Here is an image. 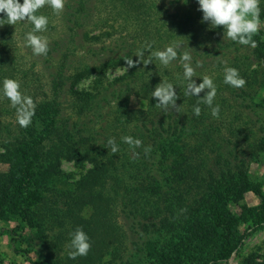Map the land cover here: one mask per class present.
Listing matches in <instances>:
<instances>
[{
    "label": "trees",
    "instance_id": "trees-1",
    "mask_svg": "<svg viewBox=\"0 0 264 264\" xmlns=\"http://www.w3.org/2000/svg\"><path fill=\"white\" fill-rule=\"evenodd\" d=\"M50 8L46 5L36 14L48 17ZM198 9L197 0H66L63 15L67 31L73 33L75 29H83L85 24L95 21L92 22L95 28L112 30L111 33H105L107 37L119 33L120 45L123 44L124 49L122 56L109 58L101 66H83L75 70L70 77L75 109L79 113L89 111L96 98L87 91L74 89L82 78L94 72L100 78L103 71L125 65V59L138 60L135 56L138 49L145 50L143 59L147 60L150 53L162 43L170 46L180 39L188 46L187 43L194 44L199 37L205 39L208 33L213 36L224 30L222 26L213 28L207 22H202L203 14ZM174 10H180V13H174ZM0 18H5L4 14L0 13ZM260 19L264 21V0H260ZM50 26L49 20L47 29ZM1 27L0 146L3 152L0 154V162L8 164L10 174L0 177V220L6 221L16 216L29 225L30 207L43 199V215H48L58 225V232H54L53 236L57 244H61V239L68 240L65 239V233L71 234L77 227H82L90 238L91 250L87 255L80 256L78 264H94L101 259L104 251H115L122 244L121 235L118 234L120 228L116 222L114 225L107 223L109 215L116 221L115 216L119 215V211L126 217L140 216L136 223L144 235H140L142 242L134 246L138 251L142 248L138 257L152 259L157 264H220L227 260L235 245L234 239L229 238L237 233H233L237 219L228 211L227 203L231 200L236 202L243 193L254 189L247 177L248 164L257 161L264 150V124L260 121L258 128L261 135L252 142L247 133L242 138V124H238L236 112H231L223 95L227 91L234 100L242 99V106L256 112L251 102L246 105L245 97L249 95L253 83L264 89V67L257 82L255 71L248 72V65L234 57L229 67L238 69L240 76L246 80L243 88H234L224 83L223 66L214 63L218 61L216 54L220 52L222 42L217 41V48L210 51L203 49L205 57L215 58L210 62L211 72L205 75L211 77L217 87L212 106L219 105L220 113L219 118H214L211 108L199 102L207 90L199 96L184 95L187 81L179 58L167 67L155 57L151 58L152 62L147 66L141 62L130 68L128 73L114 79V83L127 82L123 93H133L140 98L145 103L146 112L141 109L127 110L124 101L118 108L117 120L110 127L113 130L117 128L123 137L131 136L141 140L142 145L133 150L122 141L118 143L119 151L115 154L109 152L108 148L93 152L85 145L79 147L77 142H67L61 136L53 137L54 134L61 135L52 119L56 99L47 96L39 76L31 68H23L17 63L19 58L12 48L13 25L4 24ZM28 28L32 31L34 25L28 22ZM262 35L260 31L253 37L256 47H252L250 52L255 59L264 62ZM148 44L152 45L151 50L147 49ZM237 44L231 40L227 46L232 45L236 49ZM183 48L181 46L177 49L178 57L190 50ZM193 58L192 66L195 67L197 62ZM196 73L193 79L198 85L202 83V78L197 70ZM5 78L20 81L21 92L32 97L35 102V116L27 128L19 125L16 109L3 95ZM162 81L172 83L175 87L179 97L176 104L180 106L181 113L186 111V116L181 120L178 118L180 114L175 117L170 110L155 106L158 101L152 97V92ZM52 84L50 93L57 96L59 82ZM198 102L201 113L196 116L193 108ZM152 113L160 116L157 121L150 122L148 127L143 119ZM5 118H12L15 122L13 126L11 123H2L1 119ZM211 119L219 124L213 126L209 123ZM191 122L206 126L196 146L190 148L191 154L182 152L185 145L180 144V150L178 148L173 160L172 143L182 132L190 133ZM131 124L133 127L128 128ZM149 146L151 150L146 153L145 149ZM61 159L72 161L78 166H83L84 162L91 164L86 174L70 189L62 181L59 171ZM13 180L17 181L18 187L14 188ZM29 180L31 184L26 183L23 187V183ZM7 181L9 184L6 185ZM43 192L51 194L45 197ZM103 192H110L112 196ZM261 202L258 208L242 206L241 220H248L253 230L260 226L264 218V195ZM85 206L90 207V218L86 220L79 216ZM247 230L240 237L234 238L240 242L247 235ZM6 233L12 250L27 254L20 249L22 233L13 230H7ZM70 240L71 237L68 242ZM40 254L39 261L42 264H57L46 253ZM26 260L28 264H37L30 256H26ZM241 264H264V261L257 262L248 258Z\"/></svg>",
    "mask_w": 264,
    "mask_h": 264
},
{
    "label": "rangeland",
    "instance_id": "rangeland-1",
    "mask_svg": "<svg viewBox=\"0 0 264 264\" xmlns=\"http://www.w3.org/2000/svg\"><path fill=\"white\" fill-rule=\"evenodd\" d=\"M180 10H174V13H180ZM49 13L50 16H48V20H50L51 26L44 32L36 33V35L47 37L49 41V51L46 56L34 55L32 49L25 46V38H23V35L30 31L27 21L18 22L13 25L11 28L13 34L12 48L15 50L16 57L19 58L16 61L20 63L23 68H31L37 76H39L47 96H52L56 99L57 105L52 119L58 126V134L61 133V135L54 134L53 137L61 136L62 139L66 138L67 142H77L79 147L85 145L93 152L100 151L102 148L105 150L108 148L109 152H111V147L107 144L109 138H114L117 145L119 142L123 141V134L117 128L113 130L110 127L111 123L118 118V108L126 101L124 104L127 110H146L145 103L135 96V94L123 93L125 83L127 82L114 83V79L128 73L130 68L128 71H125L124 68H127L125 64L121 67L109 68L103 71L100 78H97L98 73L96 74V72H94L88 77L79 80L75 84L74 89L77 91H87L96 96L94 99L95 103L93 102V107H91L92 109L80 113L73 105L72 93L70 91L72 90V80L70 77L75 73L77 68L83 66L98 67L101 66L102 63L108 61L109 58L122 56V54H124V49L123 44L120 45L121 39L119 38V33H113V35L107 37L105 33H111L112 30L109 28H95V23H92L95 21L90 22L88 25L85 24L83 29H75V32L73 31V33H70L66 29L67 22L64 21V10L60 14H56L53 9L50 8ZM200 13L202 14V12ZM208 24L207 22V25ZM1 29L2 27L0 26V31ZM260 31L263 32L261 40L264 45V21H262ZM92 36L97 37V39H93ZM217 41H221L222 44L220 52L218 51L216 54L218 61L214 63L221 64L225 70L226 67H229L234 57L240 58L243 62L242 64L246 63V65H248V72L252 70L255 71V80L259 82L264 62L253 57V53L250 52L251 46L237 44L238 48L236 49H234L232 45L227 46L231 40L228 39L226 35L224 36V30L213 36L208 33L207 38L204 39L199 37L194 44L187 43L188 46H185L186 42L180 41V39L174 42H178L181 46H184L183 49H190L189 52L194 56L195 62L199 61L201 63V67L196 68V70L198 75H201V78H203L211 72L210 70L212 69H210V67L212 65L210 62L214 61L215 58L213 60L211 57H205L202 52L204 50L210 51V49L217 48ZM167 44L168 43H162L155 51L164 50ZM202 46L204 47L202 48ZM125 50L127 51V49ZM211 55H213L212 51ZM192 62L194 61L192 60ZM56 81L59 82L60 90L57 96H54L51 95L50 88L53 85L52 82ZM223 96L231 107V112H236L235 114L239 118L238 124H242L240 125L242 128L241 137L243 138L245 133H247L250 142L258 138L261 135L259 131L260 121L264 124V89H260L257 84L253 83L249 89V95L245 97L246 105H249L251 102L252 106L256 108V112H252L247 106H242V99L238 98L234 100L227 91L224 92ZM40 98L41 96H39V99ZM170 112H173V116L175 117L180 114L181 117H178L180 120L186 116L185 110L181 113L180 109L178 112L172 109ZM159 116V114L152 113L147 115L143 121H146L145 124L150 127V122L157 121ZM1 121L2 123H11L12 126L15 123L12 118H5V120L1 119ZM136 123H139V121ZM209 123H212L213 126L219 124L215 123L213 119H211ZM204 126L206 125L202 123H196V125H194V122H191L190 133L182 132V134L179 135L175 142L172 143L171 158H173V160L176 158L174 154L176 155L178 152V145L180 144L185 145L182 152H185L187 155L191 154L190 150L196 146ZM131 127H133L132 124L128 125V128ZM0 132H2V128ZM145 141H147V139ZM0 143H2L1 139ZM2 152L3 150L0 146V154ZM90 167L91 164L88 162H84L83 166H78L72 161L61 159L59 171L62 174V181H64L70 189V186L79 182ZM8 174H10V167L7 163L0 162V177H7ZM247 177L254 189L243 193L236 202L231 200L227 203L228 211L235 217V220L237 219L233 230V233L235 231L237 233L229 238L234 239V241H232L235 245H233L227 260L220 264H241V262L248 258H253L257 262L264 261V218L261 219L260 226L254 230L251 229V224L248 220H241L243 214L242 206L253 209L260 207L262 204L261 197L264 195V150L260 153L257 161L248 164ZM30 182L31 180L28 182L25 181L23 187L26 183L29 184ZM7 184H9L8 181L6 182V185ZM18 185L19 184L15 180L13 182L14 188L18 187ZM43 194L45 197H48L51 193L43 192ZM103 194L112 196L110 192H103ZM43 201L44 200L41 199L30 207L31 223L29 225L21 222L16 216L6 221L0 220V262L2 264H28L26 256H30L37 264H42L39 261L40 253H46L48 257L53 259L57 264L79 263L80 256L76 259H71L68 255L71 250L69 248L70 241L68 242L69 237H71L70 234L67 235L65 233L67 237H65V239L68 240L61 239V244H57V241H54L53 236L55 234L54 232H58V225L53 223L48 215H43ZM79 213V216L84 220L90 218V207L85 206ZM118 213L119 215L115 216L116 221L109 215L107 223L114 225L116 222V225L120 228L118 234L121 235L122 244H120L115 251H104L101 255V259L93 263L157 264V261L154 262L152 259L149 260L145 257H138L142 253V248L139 249L141 253L134 248L136 244L142 242L140 235L142 237L144 235L140 231L137 225L138 223H136L140 216L137 215L136 218L132 216L126 217L122 212L119 211ZM39 224L41 228L38 226ZM65 226L69 229L68 224ZM7 230H13L18 234L22 233L23 240L20 249L27 254L21 252L15 253L12 250L9 237L6 233ZM244 230H247V235L238 242L234 237H240ZM211 249L216 250L213 248Z\"/></svg>",
    "mask_w": 264,
    "mask_h": 264
},
{
    "label": "clouds",
    "instance_id": "clouds-1",
    "mask_svg": "<svg viewBox=\"0 0 264 264\" xmlns=\"http://www.w3.org/2000/svg\"><path fill=\"white\" fill-rule=\"evenodd\" d=\"M199 11L202 12V22H208L211 27H223L224 36L241 45L256 47V41L253 37L260 31L262 21L260 19V0H197ZM66 0H0V13L4 14L5 18H0V26L4 24L15 25L18 22L28 21L34 25L32 31L25 34V46L30 47L34 55H47L49 51V41L47 37L36 35L35 33L44 32L48 27V17L45 15H37L36 13L44 6H50L56 14L63 12ZM152 45L148 44L147 49L151 50ZM181 45L178 42H173L164 50H157L150 53V57L144 60L145 50L138 49L135 56L139 59L134 61L125 59L128 71L129 68L136 67L139 63L145 66L151 64V58L155 57L165 67L169 66L173 61L179 60L184 69V79L187 81L184 95L199 96L200 93L207 90L204 97L199 102H203L211 108V115L214 118H219L220 106L213 107V101L217 94V87L213 79L209 76L202 78V83L197 85L193 77H196V68L201 67L198 61L196 66H192V56L189 51H184L178 57V51ZM224 75V83L234 88H243L246 80L239 74V70L234 67H226ZM21 83L16 79L5 78L3 80V95L11 102V105L16 109L17 122L21 127L27 128L32 123V118L35 116V102L32 97L24 95L21 92ZM152 97L157 99L156 107L162 108L165 111L175 109L179 111L176 104L177 93L172 83L164 82L157 84L152 92ZM197 106L193 108L196 116L201 113V108ZM124 143H127L134 150L142 145V141L134 139L131 136L122 137ZM107 144L111 147V151L115 154L119 151V146L114 138H109ZM151 150L150 146L145 149V152ZM71 240L68 253L69 258L76 259L78 256H85L91 250V242L88 235L82 227H77L70 234Z\"/></svg>",
    "mask_w": 264,
    "mask_h": 264
}]
</instances>
